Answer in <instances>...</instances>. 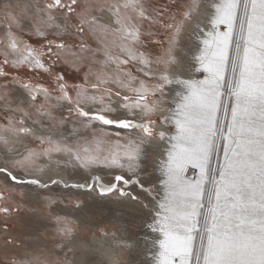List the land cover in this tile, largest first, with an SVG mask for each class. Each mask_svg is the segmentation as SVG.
Listing matches in <instances>:
<instances>
[{"label":"snow or ice","instance_id":"6c2138e0","mask_svg":"<svg viewBox=\"0 0 264 264\" xmlns=\"http://www.w3.org/2000/svg\"><path fill=\"white\" fill-rule=\"evenodd\" d=\"M0 13V224L7 232L13 214L36 212L25 207L35 193L53 226L52 247L9 251L0 264H90L76 253L105 245L109 264H264V0H2ZM146 22L163 31L159 54L143 50ZM25 29L44 43L23 40ZM90 34L103 47L92 48ZM57 63H87L83 83L53 73ZM7 68L48 73L54 87ZM64 104L70 115L58 118ZM70 118L79 125L71 140L62 128ZM29 138L35 147L16 149ZM152 152L160 175L149 187L141 173ZM42 158L83 170L84 182L33 175L44 172ZM53 186L84 196L69 200L74 212L105 199L148 209L146 259L122 260L141 242L116 231L81 241L76 220L52 214ZM4 243L18 247L10 235Z\"/></svg>","mask_w":264,"mask_h":264},{"label":"rangeland","instance_id":"374dc122","mask_svg":"<svg viewBox=\"0 0 264 264\" xmlns=\"http://www.w3.org/2000/svg\"><path fill=\"white\" fill-rule=\"evenodd\" d=\"M0 2H2V0H0ZM156 2L162 3V4H170L172 3V0H156ZM5 27L6 25L3 19V14L0 13V37L3 36ZM142 30L145 33V35L142 37V39L144 40V45H145V48L143 50H149L153 53V55L159 54V48L154 44V40L162 38L163 31L158 30V26H155V25L150 26L147 22L142 25ZM149 32H152L155 35L150 36L148 35ZM21 36L23 40L27 41L28 43L32 44L35 47H39L41 44L44 43L43 39L35 35H31L27 31V29H25V31L21 33ZM49 38L51 39L52 37L49 36ZM103 39L105 38L99 37L96 35H91V34L87 37L88 43L90 44L92 48L103 47V43H102ZM107 39L112 40V39H115V37H113L112 35H108ZM2 51H3V47L0 46V52ZM179 55L181 58L184 57L181 53ZM0 59H2V57H0ZM97 59H102V55L98 54ZM6 70L9 71L12 75H18L21 80H31L33 83H36V82L43 83L46 87H49V88L54 87V78L50 76L48 73H44L42 71H30L27 68H21L18 70L7 68ZM95 70H96V66L93 65V71ZM87 71H88L87 63H85V65L81 67L79 71H75L71 67L63 63H57L54 66H52V72L53 73H57V72L63 73L69 84L83 83V77ZM197 78L198 79L202 78V74L198 73ZM20 93H21L20 96L22 97L24 94L22 92ZM71 95L75 96V92L73 91ZM42 102H43V98L41 97L37 101V103H42ZM67 109H68V105L64 104L56 110L55 114L57 115L58 118L69 117L70 114L68 113ZM3 116H4V113L0 112V123L4 122ZM29 123H31V121H29ZM37 126L39 127L41 131H43L40 125H37ZM74 126L79 127V125L71 118L69 119L68 122H66L62 126L63 129H66L65 135H68L70 140L73 139L70 136V132ZM80 132L82 134V138L83 137H86L88 139L91 138L90 132H87L82 128L80 129ZM17 144L18 143H15V147L17 148L21 147L19 148V151H23L24 144H27L29 147H35V142H33L30 138L25 139L23 144L20 143L21 145H17ZM5 151L6 150L3 148V146L0 145V156H1L0 165L7 163V161L3 157V153ZM57 159H61L62 164H63L64 162L63 158L57 157ZM159 159H160L159 154L157 152H152L150 153L149 157L142 162V168L144 169V171L141 173V176L145 178L147 182L146 186L150 187L153 183H158V180L156 179L157 178L156 175L158 176V174L155 171V169L157 168V162ZM40 163L43 166L46 165V167H51L48 161L44 158L41 159ZM63 167H66L68 169V172L66 174L67 181L81 182V183L84 182V177L87 174L84 173L83 170L79 168H73L70 165L63 166ZM17 174H19V172H17ZM38 174L41 176L39 172L33 173V175H38ZM54 176H56L54 178L60 177L59 175H54ZM41 177L44 179H47L44 176H41ZM0 187H3L2 180H0ZM52 191L58 196V203L52 206L53 209H56V211L53 212L52 214L53 215H56V214L69 215L70 214L69 215L70 218L76 220L79 226V231L77 234L80 237L81 241L83 242L90 243L92 241L93 234H95L97 239H102L100 237V231L108 230V231H116L118 232L119 235H123L124 237L129 238V242L134 243L135 241L140 240V242L142 243L145 239V232L149 231L147 229V223H150L151 221H150L148 209H143L139 206H127V205L119 206L113 203L111 200L105 199L103 201L100 200L102 201V203L97 204V206L96 204H92L94 205V208L89 207L91 206L90 203H92L93 201H88V207L85 212H74L72 210L71 204L69 203V200L75 199L77 195H79L81 199H84V196L80 194L78 190H66V189H62L60 186H53ZM137 191L139 190L137 189ZM43 194H46V190H44V192H42L41 195ZM39 199L40 198L36 197L35 193H33L30 196L25 207L27 209H36L37 211L36 212L22 211L19 215L13 214L9 220V229L7 232L2 230L3 225L0 224V260H4L6 257V254L9 251H15L21 255H23L26 249L28 251H31V248H29L28 246L31 243V241L32 242L34 240L37 241L39 237L38 232L41 234L43 238L42 240H44L42 242L38 241V245L40 247H44L47 244L48 247H52L51 236L49 235V233H52L53 226L51 222L45 218V215L39 214V211H38L40 207ZM141 199H143L145 203H148L149 207L151 208V205H152L151 197H148L146 194H141ZM59 200H63L64 202L59 203ZM59 210H62L63 213H60ZM47 211L48 210H46V212ZM28 225L31 226L32 228L29 227ZM39 227H41V229ZM9 235L11 236V238L16 240L17 245H18L16 249H11L10 247L5 246V243H4L5 237ZM104 247H96L90 251L89 250L88 251H78L76 253V256L79 259L88 260L90 264H100V263L109 264L110 251L107 245H105ZM143 249L144 247L140 245L139 248H135L130 251H123L124 257L120 255V258L124 261H130V260L142 261V259L143 260L146 259V257L149 255V253L145 252Z\"/></svg>","mask_w":264,"mask_h":264},{"label":"bare ground","instance_id":"6f19581e","mask_svg":"<svg viewBox=\"0 0 264 264\" xmlns=\"http://www.w3.org/2000/svg\"><path fill=\"white\" fill-rule=\"evenodd\" d=\"M103 20L105 21V22H108V20H109V17H108V14H105L104 15V17H103ZM187 50L185 49V52H186ZM183 56H184V53H181ZM190 56H191V54H189V56H188V58L190 59ZM185 62H187V61H185ZM195 78H197V74H195ZM19 96H20V92H18L17 93ZM23 97V96H22ZM36 127L39 129V127L36 125ZM43 129V128H42ZM17 145H21L20 143H18ZM19 148H21V147H16V149L17 150H19ZM9 155H11V154H9ZM1 157V156H0ZM2 159V158H1ZM1 163V162H0ZM63 165V164H62ZM51 167H46V165H45V167H44V172L43 173H40L41 174V176H44L45 178H47V176H53V178L54 177H56V176H54V175H59L60 177H62V178H64L65 180H67V177H66V174H67V172H68V169L66 168V167H63V166H61V167H59V168H57L54 164L53 165H50ZM156 166V165H155ZM154 166V167H155ZM74 171V170H73ZM78 171V170H77ZM156 171V170H155ZM157 172V174H158V176L156 175V177H159V175H160V173H159V171H156ZM190 176L193 174L192 173V171L191 170H189V173H188ZM39 175V174H38ZM68 179H70V178H68ZM103 201V200H102ZM102 201H100V200H98V201H93L92 203H90L91 204V206H89V207H93L94 208V205H92V204H96V206H97V204H100V203H102ZM97 209H98V207H97ZM94 210V209H93ZM60 211V213H63V211L62 210H59ZM89 211V210H88ZM70 215V214H69ZM72 215V214H71ZM81 220V219H80ZM83 221H84V219H83ZM29 226V225H28ZM43 226V225H42ZM41 226V227H42ZM29 227H31V226H29ZM41 227H39L40 229H41ZM45 227V226H44ZM32 228V227H31ZM45 229V228H44ZM30 230V229H29ZM31 231H33V230H31ZM36 231V230H35ZM38 232V231H37ZM36 232V233H37ZM41 232V231H40ZM30 233V232H29ZM146 233H148V231H146L145 232V234ZM38 235H39V237H38V239H37V241H31V243L29 244V245H31V246H36V245H38V241H44V240H42L43 238H42V236H41V234L38 232ZM35 238V237H34ZM79 239H80V237H79ZM81 240V239H80ZM140 241V240H139ZM142 241V240H141ZM26 242H27V240H26ZM50 243V242H49ZM47 245V244H46ZM140 245H142L143 247H144V243L142 242ZM104 247V246H103ZM96 248V247H95ZM105 248V247H104ZM102 249V248H101ZM107 250V249H106ZM90 251V250H89ZM103 251V250H102ZM104 252V251H103ZM85 253V252H84ZM88 253V252H87ZM81 255V254H80ZM88 255V254H87ZM98 255V254H97ZM119 255H122L123 257H124V253L123 252H121ZM121 256V257H122ZM132 257V256H131ZM97 258V257H96ZM90 260V259H89ZM95 260V259H94ZM143 260V259H142ZM101 264V263H100Z\"/></svg>","mask_w":264,"mask_h":264}]
</instances>
